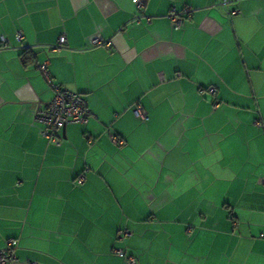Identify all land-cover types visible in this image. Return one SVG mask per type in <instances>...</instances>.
I'll list each match as a JSON object with an SVG mask.
<instances>
[{"label":"crops","instance_id":"1","mask_svg":"<svg viewBox=\"0 0 264 264\" xmlns=\"http://www.w3.org/2000/svg\"><path fill=\"white\" fill-rule=\"evenodd\" d=\"M141 1L148 22L132 0H0V248L17 240L8 264H126L118 247L137 264H264V0L225 6L234 16L216 0ZM185 6L173 28L168 12ZM61 35L58 51L44 47ZM93 35L111 49L90 46ZM43 62L93 114L60 128L57 143L34 120L54 93Z\"/></svg>","mask_w":264,"mask_h":264},{"label":"built area","instance_id":"2","mask_svg":"<svg viewBox=\"0 0 264 264\" xmlns=\"http://www.w3.org/2000/svg\"><path fill=\"white\" fill-rule=\"evenodd\" d=\"M135 4L136 8L139 10V13L135 15V19H139L144 17L148 22L150 17L148 15L143 14L141 11L143 3L141 0H132ZM235 0H216L211 4V7H217L225 12L228 16H234L239 13V10L227 9L224 10L225 6L233 4ZM193 11L192 7L185 6L180 10H176L172 8L168 12V18L170 20L171 26L173 28H179L184 24V21L188 19ZM15 38L17 40L22 39V35L20 32L15 33ZM65 43V36L61 35L57 39V42L54 44L44 45V47L50 52L58 51L62 45ZM8 45V39L4 35H0V49L5 48ZM90 46H103L106 49L110 48V42L108 40L102 39L98 35H93L90 38ZM35 46H28L26 48L34 49ZM41 74L45 78L47 82H51L50 76L48 74L45 63H40L37 65ZM53 88V96L52 98L44 103L39 104L34 110V120L40 127V134L53 143H57V133L60 128L67 124H85L89 118L93 117L91 110L88 108L85 99L81 94L68 90L62 86L55 85L50 83ZM206 91L210 94H214L216 88L214 86H209ZM217 106V103L214 104V108ZM133 112L136 117L144 120L146 118V112L143 107L136 103L133 107ZM259 125L260 122L257 121ZM113 141L116 143H123L122 139H116L115 136L111 137ZM83 174H79L76 177L77 182L83 181ZM264 181V178H262ZM130 234L128 229H122L119 231V237L126 236ZM264 237V234L260 235ZM17 248V240L14 238H8L5 241V245L0 248V264H8L16 261L15 249ZM113 253L119 256H125V250L123 248H114ZM127 264H136V258L133 256L126 257Z\"/></svg>","mask_w":264,"mask_h":264},{"label":"trees","instance_id":"3","mask_svg":"<svg viewBox=\"0 0 264 264\" xmlns=\"http://www.w3.org/2000/svg\"><path fill=\"white\" fill-rule=\"evenodd\" d=\"M235 2H236V0H235ZM234 2V3H235ZM233 3V4H234ZM32 50L33 49H29V48H23L22 50H21V53H20V56H21V59L23 60V62L24 63H27V64H29V63H33V59H34V53L32 52ZM215 87V86H214ZM208 87H206V88H204V89H202V91H206V89H207ZM216 88V87H215ZM208 92V91H207ZM216 92V91H215ZM209 93V92H208ZM210 94V93H209ZM215 94V93H214ZM214 94H210V95H212V96H214ZM217 103V106H218V104H219V101H218V99L214 96L213 97V99H212V107H213V109H214V104H216ZM217 106L215 107V108H217ZM138 118V117H137ZM140 119V118H139ZM142 120V119H141ZM112 136H115V135H112ZM111 136V137H112ZM116 137V136H115ZM116 139H122V138H118V137H116ZM123 140V139H122ZM115 142V141H114ZM125 142H124V140H123V143H117V144H124ZM118 237H119V232H118ZM119 248V247H118ZM114 249V248H113ZM112 253H113V250H112ZM113 254H115V253H113ZM115 255H117V254H115ZM119 256V255H118ZM128 256H133V257H135L136 258V256H134V255H132V254H127L126 253V251H125V256H119V257H121V258H123V260H124V262L127 264V262H126V257H128ZM136 264H137V258H136Z\"/></svg>","mask_w":264,"mask_h":264}]
</instances>
